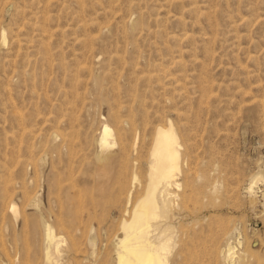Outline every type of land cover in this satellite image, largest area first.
I'll use <instances>...</instances> for the list:
<instances>
[{"label": "rangeland", "instance_id": "374dc122", "mask_svg": "<svg viewBox=\"0 0 264 264\" xmlns=\"http://www.w3.org/2000/svg\"><path fill=\"white\" fill-rule=\"evenodd\" d=\"M167 120V264H264V0H0V264H115Z\"/></svg>", "mask_w": 264, "mask_h": 264}, {"label": "bare ground", "instance_id": "6f19581e", "mask_svg": "<svg viewBox=\"0 0 264 264\" xmlns=\"http://www.w3.org/2000/svg\"><path fill=\"white\" fill-rule=\"evenodd\" d=\"M161 123L154 128L149 147L150 164L145 191L134 203L129 217L121 221V232L114 239L115 264H167L174 232V226L167 221L172 207L171 200L174 197L170 188L179 186L175 176L181 170L183 163L182 144L173 123L170 120ZM104 134L108 136L110 131L105 130ZM134 180L138 181V178L135 176ZM259 180L260 177L252 179L247 190L252 191L254 184ZM44 226L42 264H63L62 262L66 261V255L60 249L63 240H56L52 228L46 224ZM62 249H65V245ZM225 251L228 260L232 258L235 248L227 244Z\"/></svg>", "mask_w": 264, "mask_h": 264}]
</instances>
